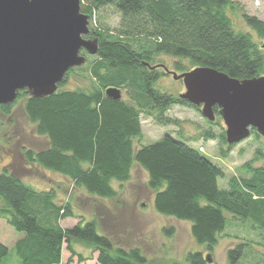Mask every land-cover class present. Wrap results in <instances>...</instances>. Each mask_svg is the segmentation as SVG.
Returning <instances> with one entry per match:
<instances>
[{
	"label": "trees",
	"instance_id": "1",
	"mask_svg": "<svg viewBox=\"0 0 264 264\" xmlns=\"http://www.w3.org/2000/svg\"><path fill=\"white\" fill-rule=\"evenodd\" d=\"M235 4L233 0H82V11L90 19L104 6H113L121 14L118 28L91 27L88 34L99 40L98 53L87 65L94 88L61 89L74 67L54 94L37 98L21 90L15 101L24 98L25 112L36 124L37 134L49 141V147L40 151L22 147L28 164L61 174L75 188L102 199L115 198L113 183L128 182L134 164L142 167L156 211L189 221L192 237L208 253L190 251L186 264H212L210 253L226 234L227 214L264 231V167L248 162L247 176H231L227 187L221 188L225 170L184 136L167 133L152 144H138L143 115L170 125L179 123L167 115L173 106L199 109L180 94L161 89L158 82L168 73L145 62L157 65L158 57L165 55L174 59L173 70L178 73L212 67L238 79L264 75V53L251 33L236 29L228 13ZM243 19L264 37V20L248 13H243ZM110 87L121 89L128 98H109L105 92ZM13 106L2 104L0 112L10 115ZM218 109L215 106L217 114ZM251 134L256 139L262 136L255 128ZM203 137L208 140L216 134L206 130ZM219 139L228 147L221 148L227 156L236 144L227 142L225 130ZM56 197L55 189L27 184L10 165L0 170V218L20 233L14 246L24 264H62L65 244L71 255L78 254L74 243L98 252V264H149L141 249L114 247L107 235L99 233L98 219L83 224V216L75 213L72 204L59 205ZM77 217L81 219L73 227L60 223ZM165 230L172 233L173 228ZM249 248L247 241L229 247L228 263L241 264ZM9 252L0 242V264Z\"/></svg>",
	"mask_w": 264,
	"mask_h": 264
},
{
	"label": "rangeland",
	"instance_id": "2",
	"mask_svg": "<svg viewBox=\"0 0 264 264\" xmlns=\"http://www.w3.org/2000/svg\"><path fill=\"white\" fill-rule=\"evenodd\" d=\"M233 1L236 3L235 9H230L228 13L236 29L251 33L264 53V37H260L243 19V13H248L264 20V0ZM120 23L119 11L113 6H104L95 12L93 19H90V29L97 26L115 29L120 26ZM86 37L97 38L88 37V35ZM82 55L86 57V62L68 76L61 89L89 91L94 88L87 69L94 55L86 50L82 51ZM157 61L158 64L166 65L169 70L175 71L172 66L173 58L161 55ZM159 69L163 70L162 67ZM158 86L175 94L186 91L183 81L174 79L170 73L161 77ZM123 98H128L125 92H123ZM198 107L199 109L182 105L173 106L167 115L177 119L178 124L161 125L154 118L143 115L141 118L143 137L137 143L152 144L167 133L184 136L194 147L225 170L226 177L219 180L221 188L227 187L231 176H247L245 165L248 162H251L254 167H264V136L256 139L255 135L251 134L247 139L236 143L232 150H228L227 156H223L221 148L228 149L227 145H222L219 139L221 131L226 132L223 118L216 113L215 122L217 123L210 124L202 113V106ZM206 130L214 132L216 138L205 140L203 134ZM48 145V139L37 134L36 124L28 118L24 109V98L14 102L10 115L6 116L0 112V170L10 165L27 184L39 190H51L50 187L57 189L55 201L59 205L70 202L75 213L83 216V224L94 218L98 219L99 233L107 235L114 247L126 250L139 248L147 257L149 264H186L185 257L190 251L201 250L205 255L208 254L204 247L192 237L189 221H179L156 211L154 193L147 186L148 174L137 163L133 166L132 176L128 182L122 185L114 182L117 190L115 198H96L85 190L75 188L69 178L39 165L33 166L27 163L21 151L23 146L40 151ZM258 150L260 153L257 152ZM2 203L0 198V205ZM227 217L226 234L221 236L216 249L210 253L211 263L229 264L227 249L239 242L247 241L252 249L245 251L240 263L264 264V231L254 227L251 221L238 220L230 214H227ZM80 219V217L66 218L60 223L64 228L73 227ZM166 228H173L172 233H168ZM20 237V233L10 226L5 218H0V242L10 249L1 264H24L16 254L14 246ZM74 249L78 254L73 256L68 251L67 245H64L62 264H68L70 258L69 264H98V252H94L92 248L81 243H74Z\"/></svg>",
	"mask_w": 264,
	"mask_h": 264
},
{
	"label": "water",
	"instance_id": "3",
	"mask_svg": "<svg viewBox=\"0 0 264 264\" xmlns=\"http://www.w3.org/2000/svg\"><path fill=\"white\" fill-rule=\"evenodd\" d=\"M89 33L82 0H0V105L14 103L24 89L37 98L54 94L66 74L86 62L83 50L98 53L99 40ZM145 65L182 80L180 97L202 106L208 120L215 121L217 106L229 144L250 137L252 128L264 136V75L238 79L212 67L179 74L163 64ZM105 93L114 100L123 95L117 87Z\"/></svg>",
	"mask_w": 264,
	"mask_h": 264
},
{
	"label": "crops",
	"instance_id": "4",
	"mask_svg": "<svg viewBox=\"0 0 264 264\" xmlns=\"http://www.w3.org/2000/svg\"><path fill=\"white\" fill-rule=\"evenodd\" d=\"M48 147H49V145H48ZM47 147V148H48ZM70 181L73 183V181L70 179ZM113 185H115L114 183H113ZM115 187V186H114ZM51 189H55V188H53V187H50ZM116 189V188H115ZM55 190H57V189H55Z\"/></svg>",
	"mask_w": 264,
	"mask_h": 264
}]
</instances>
